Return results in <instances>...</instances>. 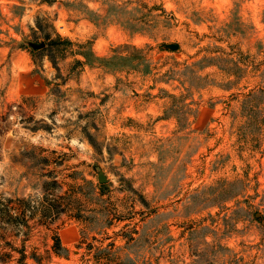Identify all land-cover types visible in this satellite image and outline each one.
<instances>
[{
  "label": "rangeland",
  "instance_id": "obj_1",
  "mask_svg": "<svg viewBox=\"0 0 264 264\" xmlns=\"http://www.w3.org/2000/svg\"><path fill=\"white\" fill-rule=\"evenodd\" d=\"M0 264H264V0H0Z\"/></svg>",
  "mask_w": 264,
  "mask_h": 264
},
{
  "label": "water",
  "instance_id": "obj_2",
  "mask_svg": "<svg viewBox=\"0 0 264 264\" xmlns=\"http://www.w3.org/2000/svg\"><path fill=\"white\" fill-rule=\"evenodd\" d=\"M40 45H41V44H40ZM40 45H37V46H40ZM106 180H107V179H106L104 173L101 172V171H99V172H98V181H99L100 183H103V182H105Z\"/></svg>",
  "mask_w": 264,
  "mask_h": 264
},
{
  "label": "trees",
  "instance_id": "obj_3",
  "mask_svg": "<svg viewBox=\"0 0 264 264\" xmlns=\"http://www.w3.org/2000/svg\"><path fill=\"white\" fill-rule=\"evenodd\" d=\"M58 242V238L57 237H55V244Z\"/></svg>",
  "mask_w": 264,
  "mask_h": 264
}]
</instances>
